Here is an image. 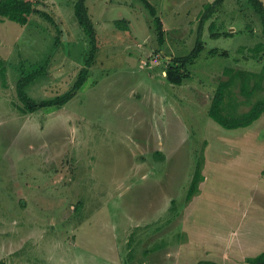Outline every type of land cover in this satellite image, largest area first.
<instances>
[{
  "label": "rangeland",
  "instance_id": "374dc122",
  "mask_svg": "<svg viewBox=\"0 0 264 264\" xmlns=\"http://www.w3.org/2000/svg\"><path fill=\"white\" fill-rule=\"evenodd\" d=\"M75 1L34 0L56 24L39 13L26 24L0 21V264H199L215 241L264 245V112L233 129L207 114L226 66L261 69L241 49L263 40L258 13L247 0H224L203 24L204 49L187 77L173 84L164 72L192 50L213 0H149L162 19V45L142 0H86L98 45L88 79L64 105L22 113L21 70L46 66L26 91L52 99L71 88L88 57ZM210 23L233 33L212 36ZM230 90L237 112L264 96L241 93L240 81ZM245 133L255 138L241 140ZM205 140L203 193L212 196L187 205ZM210 231L221 237L204 238Z\"/></svg>",
  "mask_w": 264,
  "mask_h": 264
},
{
  "label": "trees",
  "instance_id": "16d2710c",
  "mask_svg": "<svg viewBox=\"0 0 264 264\" xmlns=\"http://www.w3.org/2000/svg\"><path fill=\"white\" fill-rule=\"evenodd\" d=\"M223 1L224 0H213L205 3V11L199 23L194 47L187 55L172 57L171 63L166 68V78L170 83L181 84L187 77V66L193 63L194 60L199 56L200 52L204 49V42L202 40L203 24L214 14L216 8L220 6ZM142 2L144 6L148 8L153 17L157 39L159 44L162 45L164 43V28L162 19L158 15L154 4H152L149 0H142ZM247 2L251 4L254 11L260 16L263 40L256 42L253 46H244L241 49L247 48L249 51H251V57L261 59L263 63L261 69L258 71H250L240 68L236 69L233 66L225 67V72H227L226 74L228 75V78L219 81L211 104L208 108V115L220 125L228 129L248 126L258 119L264 112V96L257 98L249 106L248 110L237 112V101L234 96H232V90H230L231 86L238 83V81H240L241 93L248 97L251 96L256 90L264 89V86L262 85V81L264 80V3L262 0H247ZM74 12L78 23L84 28L86 34L89 36L91 44V48L84 65L80 68L73 84L71 85V88L66 93L61 96H56L52 99L41 100H36L30 97L26 89L28 84L34 81L37 77L46 74L47 67L41 66L29 73H25L24 70H21L20 76L16 83V91L18 99L21 102V105H18V109L22 113L34 112L36 110L54 105H64L74 96L75 92L79 90L88 79V76L90 75V69L94 64L98 49L96 29L92 21V17L90 16L86 0H76L74 3ZM33 13H39L46 19L56 24L54 17L50 13L35 6L34 0H0V21L9 19L20 24H26ZM119 25H121V23ZM209 27L211 30V35L215 37L233 33V31L220 32L215 30L213 23H210ZM217 51L218 49L214 47L210 49V52L212 53ZM0 69L2 71L1 74L4 75V65L1 63V61ZM253 79L257 80L251 85L250 83ZM155 156L161 157L162 153L156 151ZM203 161V154L200 156L198 155L194 172L192 174L186 194L187 202L190 201L191 198L198 192L200 181L204 179V175L202 173ZM174 201L175 200H172V203H174ZM171 208L175 209V204ZM246 261L251 264H264V251L255 256L247 257ZM199 264L221 263L213 260H200Z\"/></svg>",
  "mask_w": 264,
  "mask_h": 264
},
{
  "label": "crops",
  "instance_id": "0c3cea01",
  "mask_svg": "<svg viewBox=\"0 0 264 264\" xmlns=\"http://www.w3.org/2000/svg\"><path fill=\"white\" fill-rule=\"evenodd\" d=\"M164 74L166 75V72H164ZM38 78V77H37ZM184 81V80H183ZM183 83V82H182ZM181 83V84H182ZM207 114H208V111H207ZM263 114V113H262ZM261 114V115H262ZM213 119V118H212ZM214 120V119H213ZM257 120V119H256ZM215 121V120H214ZM216 122V121H215ZM251 125V124H250ZM249 126V125H248ZM248 126H245V128H247ZM240 128V127H238ZM233 129V128H231ZM250 136H254L253 134L252 135H248V133H245L243 134V136L241 137V140L245 141L246 139H249ZM255 138V137H253ZM237 141H239L238 139H236ZM209 145L210 143L208 144V141L205 140L204 143H203V156H204V161H203V167H202V173L204 175V179L200 181V184H199V190L198 192L191 198L190 201H188L187 205L192 201L194 200V204L198 198V202L201 201V200H207V195L210 194V193H203L204 190L207 189V184H206V180H207V175H208V170L207 168H210V164L207 162V158H208V149H209ZM264 146V145H263ZM208 148V149H207ZM264 149V147H263ZM155 153V152H154ZM264 158V156H263ZM197 162V161H196ZM263 164H264V160H263ZM138 165L136 163H134V168H136ZM132 167H133V164H132ZM261 171H264V166H263V169ZM260 171V172H261ZM263 191L262 190H257L256 191V194L258 193H262ZM202 193V194H201ZM264 193V192H263ZM212 195L210 194V197ZM256 195L254 196L253 199H255ZM263 197V196H261ZM261 197H257V199H261ZM264 198V197H263ZM250 205L254 204V203H251L249 202ZM259 204V202L257 203ZM220 234V232H214V231H210L209 232V236L206 237L204 236V238H210L212 240H216V237L217 236H212V234ZM203 236H198V238H202ZM218 237H221V234L218 235ZM197 238V236H196ZM202 242V241H199V243ZM229 241L227 240H223L221 242L219 241H215V243L213 242V244H208L209 247L207 249H204L203 253L205 254V260H213V261H216L218 263H221V264H251L249 262L246 261V257H249V256H255L257 255L258 253L262 252L264 250V245L261 244L260 240L258 239L256 242H251V244L248 246V244H244L242 242H240V244H234L229 242L228 245H226L224 247V249L219 252L218 249L216 248H212L213 249V252L214 253H211V250L210 248L215 245V244H222V245H225L227 244ZM245 242H247L245 240ZM162 247V244L160 246H157L156 248H153L155 250H158ZM259 247H263V248H259ZM209 249V250H208ZM208 250V251H207ZM230 250V251H229ZM232 253H235L234 255H232ZM126 264V263H125ZM128 264H142L141 262H131V263H128ZM179 264V263H178ZM182 264V263H181Z\"/></svg>",
  "mask_w": 264,
  "mask_h": 264
}]
</instances>
